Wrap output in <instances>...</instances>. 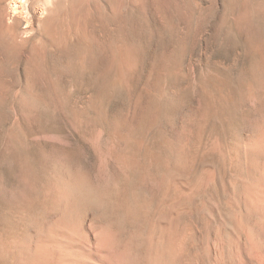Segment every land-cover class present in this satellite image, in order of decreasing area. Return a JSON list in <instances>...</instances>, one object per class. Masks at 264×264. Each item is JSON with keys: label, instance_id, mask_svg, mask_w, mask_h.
Returning <instances> with one entry per match:
<instances>
[{"label": "rangeland", "instance_id": "1", "mask_svg": "<svg viewBox=\"0 0 264 264\" xmlns=\"http://www.w3.org/2000/svg\"><path fill=\"white\" fill-rule=\"evenodd\" d=\"M55 1L0 0V188L28 170L38 214L61 168L112 195L134 181L154 202L168 172L203 178L185 199L201 227L215 207L235 215L241 169L227 155L264 125V0ZM22 209L0 199L20 232Z\"/></svg>", "mask_w": 264, "mask_h": 264}, {"label": "bare ground", "instance_id": "2", "mask_svg": "<svg viewBox=\"0 0 264 264\" xmlns=\"http://www.w3.org/2000/svg\"><path fill=\"white\" fill-rule=\"evenodd\" d=\"M246 134L226 154L241 169L240 188L226 203L236 214L215 207L210 228L191 219L185 204L200 188L201 177L180 182L162 173L157 179L162 195L154 202L134 181L112 195L80 172L61 168L35 214L26 189L29 171L23 172L22 189L0 188L5 204L23 208L26 225L20 232L23 223L8 213L0 218V264H264V125L257 134ZM152 160L165 165L159 157ZM121 163L129 171L139 167L134 157H122ZM171 190L182 192L180 203L165 202Z\"/></svg>", "mask_w": 264, "mask_h": 264}]
</instances>
